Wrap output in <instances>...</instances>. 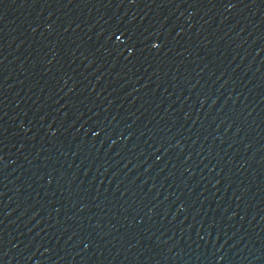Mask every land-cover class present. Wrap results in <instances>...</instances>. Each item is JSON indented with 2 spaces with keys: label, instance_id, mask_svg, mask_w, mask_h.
Returning <instances> with one entry per match:
<instances>
[{
  "label": "water",
  "instance_id": "1",
  "mask_svg": "<svg viewBox=\"0 0 264 264\" xmlns=\"http://www.w3.org/2000/svg\"><path fill=\"white\" fill-rule=\"evenodd\" d=\"M0 264H264V0H0Z\"/></svg>",
  "mask_w": 264,
  "mask_h": 264
}]
</instances>
